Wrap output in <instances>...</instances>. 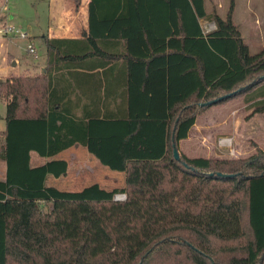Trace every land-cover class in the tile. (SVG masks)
<instances>
[{
  "label": "trees",
  "instance_id": "obj_1",
  "mask_svg": "<svg viewBox=\"0 0 264 264\" xmlns=\"http://www.w3.org/2000/svg\"><path fill=\"white\" fill-rule=\"evenodd\" d=\"M233 11L234 0L224 19L204 0H90L85 39L44 37L45 76L0 80V264H264V151L179 152L211 107L246 96L264 114V48L250 54ZM111 63L128 68L119 112L74 117L59 65ZM77 144L124 173V188L48 187L69 169L57 156ZM33 153L50 161L32 167Z\"/></svg>",
  "mask_w": 264,
  "mask_h": 264
},
{
  "label": "rangeland",
  "instance_id": "obj_2",
  "mask_svg": "<svg viewBox=\"0 0 264 264\" xmlns=\"http://www.w3.org/2000/svg\"><path fill=\"white\" fill-rule=\"evenodd\" d=\"M204 2L207 14L214 11L221 18L226 17L230 0H204ZM0 4L7 8L3 11V15L6 17L8 26L14 31L27 33L30 38V35L33 37L41 30H48L50 0H0ZM232 20L238 27L250 54H256L264 48V0H234ZM200 24L205 33L214 30V24L209 20H202ZM8 35L0 34V68L8 67L11 71L9 76L12 75L11 73L32 76V73H27L26 70L32 71V66L47 65L46 47L42 41L34 38V45L38 50H35L38 53L36 57L28 52L31 39L19 37L14 33ZM11 58L18 61L20 65L18 68L14 67ZM4 76L5 74L0 75V80L7 79ZM245 99L246 96H241L234 100L233 108L236 113H229L227 117L223 115V109L220 108L222 106L210 109L208 115L203 114L207 110L199 114L197 129L179 145V152L190 158L241 159L254 154L256 149L264 151V114H252L253 110ZM6 112V102L0 100V130L6 128ZM207 117L215 129L212 135L206 131L207 121L204 118L207 119ZM227 118L230 121L226 122ZM225 126H227L226 131ZM199 136L202 137L201 142L197 143ZM229 139L231 143L225 145L224 141ZM213 149L215 151H212ZM91 157V163L88 162L89 171L80 181L75 180L73 174L67 178L61 177L56 188L69 192H80L93 184H99L107 191L124 188V173L113 171L101 164L94 156L91 155ZM67 158H70V152L57 157V159Z\"/></svg>",
  "mask_w": 264,
  "mask_h": 264
},
{
  "label": "crops",
  "instance_id": "obj_3",
  "mask_svg": "<svg viewBox=\"0 0 264 264\" xmlns=\"http://www.w3.org/2000/svg\"><path fill=\"white\" fill-rule=\"evenodd\" d=\"M50 3L51 8L48 30H41V32H37L36 35H33V37L30 35V38L28 37L27 33H23L26 35V39H31L29 45H33L35 50L38 51L34 45V38L42 41L44 45V37H48L50 39H85L86 34L89 33L90 0H81L80 2H76L75 0H50ZM6 10L7 8L5 5L3 6V4H0V34H2V36H9L4 33V29L9 27L6 22V17L3 15V11ZM11 18L12 17H10V19ZM30 54L37 57L38 53L35 52V54ZM46 59L47 58H45V60ZM11 60V62H14V67L18 68L20 66L18 61L13 58H11ZM31 68L32 71H26L27 73H32V76H45L48 73L47 65H41L39 67L32 66ZM59 68L60 70L57 72V77L63 82L62 88L64 89L65 103L74 114V117L78 119L103 118L104 116H114L119 112V105L122 103L123 96L126 91L127 67L122 64L111 63L104 66L92 64L71 66L69 64H61L59 65ZM3 70L4 72H2ZM10 72L11 71H9L8 67L0 68V75L5 74L4 77L6 78L21 75L11 73L12 75L9 76ZM234 104L235 101L233 100L220 107L223 109V115H226L227 117L229 113L235 114L236 111H234L233 108ZM213 108L215 107L209 108L206 111L207 113L205 112L203 114H210V109L213 110ZM227 119L228 120H226V122L230 121L229 118ZM204 120L207 121L206 131L212 135V133L215 132L214 126L211 125L209 122L210 119H208V117L207 119L204 118ZM197 122L198 119H196L194 126L191 128L187 139L190 137L192 131L197 129ZM5 130L6 128L0 130V144L4 140L2 133ZM224 130H227V126L224 127ZM201 138L202 137L199 136L196 142H201ZM186 140L181 141L179 145H181ZM212 151L215 150L213 149ZM66 152H70V158L59 159L65 160L69 164L68 172L66 176L63 177L67 178L73 174L75 180L80 181L83 175L89 171L88 168L90 167L88 162L91 163V154L85 147L79 144L63 153ZM217 156L218 155H216V157ZM49 161L50 160L48 158H42L36 153H33L31 165L32 167H38L46 164ZM6 177L7 164L3 161H0V182L6 181ZM60 178H55L51 175L48 176L46 181L47 186L56 188L57 182L60 180Z\"/></svg>",
  "mask_w": 264,
  "mask_h": 264
},
{
  "label": "built area",
  "instance_id": "obj_4",
  "mask_svg": "<svg viewBox=\"0 0 264 264\" xmlns=\"http://www.w3.org/2000/svg\"><path fill=\"white\" fill-rule=\"evenodd\" d=\"M4 33H5L6 35H8L9 33H14V35H17V36H19V37H23V38L26 37L25 34L20 33V32H18V31H14V30H13L12 28H10V27H7V28L4 30ZM28 50H29L30 53L35 54V49H34V47H33L31 44L29 45ZM229 143H231V140H230V139L227 140V141H224V144H225V145H226V144H229ZM126 198H127V196H126L125 194H118V195L115 196V200H116V201H125Z\"/></svg>",
  "mask_w": 264,
  "mask_h": 264
},
{
  "label": "water",
  "instance_id": "obj_5",
  "mask_svg": "<svg viewBox=\"0 0 264 264\" xmlns=\"http://www.w3.org/2000/svg\"><path fill=\"white\" fill-rule=\"evenodd\" d=\"M174 157H175V159H178V157H179V153H178V151L177 150H174Z\"/></svg>",
  "mask_w": 264,
  "mask_h": 264
}]
</instances>
